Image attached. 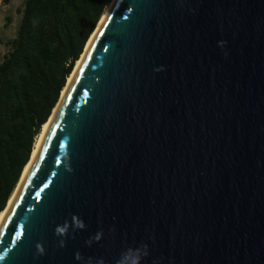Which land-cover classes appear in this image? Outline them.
I'll list each match as a JSON object with an SVG mask.
<instances>
[{
	"label": "water",
	"instance_id": "obj_1",
	"mask_svg": "<svg viewBox=\"0 0 264 264\" xmlns=\"http://www.w3.org/2000/svg\"><path fill=\"white\" fill-rule=\"evenodd\" d=\"M0 264H264V0H116Z\"/></svg>",
	"mask_w": 264,
	"mask_h": 264
},
{
	"label": "trees",
	"instance_id": "obj_2",
	"mask_svg": "<svg viewBox=\"0 0 264 264\" xmlns=\"http://www.w3.org/2000/svg\"><path fill=\"white\" fill-rule=\"evenodd\" d=\"M0 60V213L111 0H21ZM8 2V0H3ZM6 24L10 18H6Z\"/></svg>",
	"mask_w": 264,
	"mask_h": 264
},
{
	"label": "bare ground",
	"instance_id": "obj_3",
	"mask_svg": "<svg viewBox=\"0 0 264 264\" xmlns=\"http://www.w3.org/2000/svg\"><path fill=\"white\" fill-rule=\"evenodd\" d=\"M116 0H111L110 4L108 5V7L105 9L104 13L102 14V17L101 19L99 20L98 24H97V27L96 29L93 31V33L90 35L89 39L87 40L86 44H85V47H84V52L82 53L80 59H78L74 65V68L73 70L71 71V74L69 75V77L67 78V81H66V84L64 86V88L62 89L61 93H60V100H59V103L61 101V99L64 97V95L66 94L72 80H73V77L76 75L80 65H81V61L84 57V55L87 53L90 45L92 44L93 40L95 39V36L97 34V32L99 31L100 27L102 26L104 20L106 19V17L108 16L110 10L112 9L114 3H115ZM59 103L57 104L56 107H54L53 111H52V114L50 115V117L48 118V120L42 125L41 127V131L40 133L38 134L37 138H36V141L34 143V147H33V150H32V153H31V156H30V159L28 161V163L25 165L23 171H22V174H21V177L16 185V188L14 189L12 195L10 196L8 202H7V205L5 207V209L0 213V228H1V225L13 203V200L15 199L16 195H17V192L19 190V187L22 185L26 175L28 174L31 166L33 165L35 159H36V156L39 152V149H40V146H41V142L43 140V137L57 111V107L59 105Z\"/></svg>",
	"mask_w": 264,
	"mask_h": 264
},
{
	"label": "rangeland",
	"instance_id": "obj_4",
	"mask_svg": "<svg viewBox=\"0 0 264 264\" xmlns=\"http://www.w3.org/2000/svg\"><path fill=\"white\" fill-rule=\"evenodd\" d=\"M21 4V0H8V2L5 3L3 0H0V60L6 52L5 42L15 34L20 19L18 9H20ZM7 17L10 18V20L6 24Z\"/></svg>",
	"mask_w": 264,
	"mask_h": 264
},
{
	"label": "clouds",
	"instance_id": "obj_5",
	"mask_svg": "<svg viewBox=\"0 0 264 264\" xmlns=\"http://www.w3.org/2000/svg\"><path fill=\"white\" fill-rule=\"evenodd\" d=\"M82 226V225H81Z\"/></svg>",
	"mask_w": 264,
	"mask_h": 264
}]
</instances>
